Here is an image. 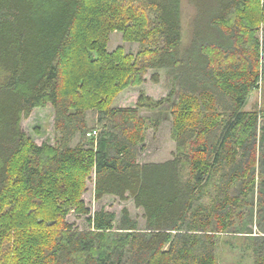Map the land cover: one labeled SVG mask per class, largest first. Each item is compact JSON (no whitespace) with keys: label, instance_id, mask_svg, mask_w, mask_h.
Instances as JSON below:
<instances>
[{"label":"trees","instance_id":"1","mask_svg":"<svg viewBox=\"0 0 264 264\" xmlns=\"http://www.w3.org/2000/svg\"><path fill=\"white\" fill-rule=\"evenodd\" d=\"M187 4L182 48L183 0H0V264H219L232 235L264 264V110H245L260 88L264 0ZM115 31L140 45L135 57L108 50ZM150 71L154 84L172 77L167 98L112 106ZM164 102L176 149L141 163L160 124L141 114ZM49 105L55 143L38 145L21 122ZM92 175L95 200L132 199L143 228L128 209L92 214ZM72 211L88 229L66 221Z\"/></svg>","mask_w":264,"mask_h":264},{"label":"rangeland","instance_id":"2","mask_svg":"<svg viewBox=\"0 0 264 264\" xmlns=\"http://www.w3.org/2000/svg\"><path fill=\"white\" fill-rule=\"evenodd\" d=\"M194 12L187 4V0H183V39L182 48H186L191 41L190 23L193 18ZM264 28V21L256 27L257 38L259 43V50L261 44L264 46V37L261 36V31ZM122 48L126 54L136 56L140 51L138 43H131L125 41L123 33L115 31L111 34L108 50L110 52ZM154 72L150 71L146 76V81L143 85L138 87H129L120 93L112 103L113 107L118 108H132L136 106L138 97L141 92L145 96L150 97L152 100H164L168 97L171 89L173 88V79L165 71L159 72L160 82L154 84L152 76ZM246 111L264 110V79L261 88L253 92L249 99ZM141 116L150 117L155 120H160L157 129L150 128L146 131V140L141 147L140 162H164L171 158L172 152L176 149V144L172 140V115L170 114V107L168 102H164L161 109L151 112L143 111ZM54 117L55 112L51 105L46 108H38L31 112L28 118L21 122L23 132L36 144L42 145L45 142L55 143L56 133L54 131ZM98 113L90 111L88 113V120L91 127H95V122ZM79 140H75L73 146L78 144ZM94 175L88 180L86 185V192L83 193L82 198L86 206L91 210L92 214L100 210H106L117 214L118 219L121 216L123 209H128L133 219H135L140 228L144 227V212L138 209L132 199L121 201L113 197H105L101 201L95 200V182ZM88 216H79L74 211L70 212L66 217V221L72 224L75 228L86 230L89 228ZM255 229V228H254ZM256 231V229H255ZM243 238L239 235L222 236L219 240L218 259L219 264H252L251 253L244 248Z\"/></svg>","mask_w":264,"mask_h":264},{"label":"built area","instance_id":"3","mask_svg":"<svg viewBox=\"0 0 264 264\" xmlns=\"http://www.w3.org/2000/svg\"><path fill=\"white\" fill-rule=\"evenodd\" d=\"M261 36H262L261 39H263V37H264V28L261 31ZM259 62H260V76H261L259 85H260V88H261V85H262V82H263V76H264V46H263V43L261 44V48H260ZM96 134H97L96 132H93L92 134L91 133L88 134V136L92 137V136H95Z\"/></svg>","mask_w":264,"mask_h":264}]
</instances>
